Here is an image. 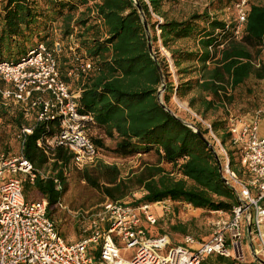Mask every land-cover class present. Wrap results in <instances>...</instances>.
<instances>
[{"label": "trees", "instance_id": "1", "mask_svg": "<svg viewBox=\"0 0 264 264\" xmlns=\"http://www.w3.org/2000/svg\"><path fill=\"white\" fill-rule=\"evenodd\" d=\"M137 1L141 11L136 0H0V60L18 62L41 42L53 48L58 40L60 73L69 84L68 73L80 61L93 63L70 86L79 93L78 110L92 116L89 135L99 153L95 166L82 170L83 178L109 199L133 206L170 200L231 212L239 199L224 180L212 132L226 149L230 167L242 174V150L232 142L228 108L252 77L264 78V63L256 62L264 49V4L249 1L247 19L239 26L238 19L228 22L215 12L218 3L235 8L238 0H213L181 16L167 7L177 0ZM174 96L200 118L192 116L190 124L173 113ZM243 117L262 121L264 111L256 108ZM0 118L19 129L22 152L37 169L49 163L38 140L57 133L59 119L39 120L37 108L26 111L1 98ZM26 127L32 131L24 132ZM105 137L115 144L107 145ZM147 154L156 160L144 161L124 178L117 163L102 158ZM52 159V171L39 172L34 181L25 178L24 191L27 198L33 193L46 198L53 218L52 208L68 190L66 171L74 155L58 147ZM131 187L144 192L125 201Z\"/></svg>", "mask_w": 264, "mask_h": 264}, {"label": "built area", "instance_id": "2", "mask_svg": "<svg viewBox=\"0 0 264 264\" xmlns=\"http://www.w3.org/2000/svg\"><path fill=\"white\" fill-rule=\"evenodd\" d=\"M248 3H235L240 26L247 19ZM61 49L58 40L53 48L41 42L18 62L0 60V98L4 104L21 105L26 111L37 108L39 120L59 119V131L42 137L38 145L51 159L58 147L67 148L74 155L75 165L83 168L94 165L99 153L89 135L92 116L78 110L79 93L61 77L57 59ZM92 68L91 61H80L69 75L79 77ZM230 124L232 142L242 150V174L230 167L226 149L215 133L212 136L226 154L222 175L237 193L239 203L231 212L213 219L211 237L197 247L188 245L195 243L191 234L182 243H172L168 234L149 232L145 223L154 226L158 222L153 207L161 205L168 211L171 207L166 201L170 200L133 206L108 198L99 210L81 213L87 217L86 235L68 240L50 217L48 200L26 197L25 178L34 181L41 171L22 151L0 155V264H201L211 254L242 258V242L247 235L257 240L255 253L264 262L261 120L231 115ZM23 131L30 133L32 129ZM122 250L132 252L123 255Z\"/></svg>", "mask_w": 264, "mask_h": 264}, {"label": "rangeland", "instance_id": "3", "mask_svg": "<svg viewBox=\"0 0 264 264\" xmlns=\"http://www.w3.org/2000/svg\"><path fill=\"white\" fill-rule=\"evenodd\" d=\"M213 0H177L175 3L168 4L167 7L170 8L171 15L181 16L187 15L195 10H203L206 8ZM251 2L264 4V0H249ZM216 13L221 17L226 19L228 22L237 21V11L231 6H226L225 4L218 3L216 5ZM157 17L156 14H154ZM240 26V25H239ZM157 30V35L159 34ZM149 34L152 37V31L149 30ZM160 43V41H159ZM161 46V44H160ZM161 50L164 51L163 46ZM169 56V52L166 53ZM257 65L260 66V63H264V49L261 53L259 59H257ZM71 77L70 85L74 88L75 77ZM161 100H163V92L161 93ZM179 100L174 96L171 103V110L177 114V116L186 119V122L190 123L191 117L195 116L200 118L188 107L187 101H181L186 104L188 109L182 107L179 104ZM260 109L264 111V78L252 77L248 82L247 86L243 88L236 95V101L233 105L229 106V115H233L236 118L244 119V115L251 113L254 109ZM245 111V112H243ZM229 116V119H230ZM207 124V121H204ZM97 133L96 131H93ZM105 142L109 146L115 144V140L109 137H105ZM218 143V142H217ZM219 144V143H218ZM219 146L220 153V163L224 165L226 162V154L222 147ZM22 151L21 139L19 137V129L5 122L0 118V155H15L19 154ZM107 163H117L121 169V177H126L132 170H138L144 161L154 162L156 160L153 154L147 155H136L129 157L127 159H117L111 157H103ZM52 159L49 163L46 164L40 171L44 175H48L52 171ZM94 167L95 164L89 165ZM85 167L81 168L77 165L72 164L66 171L67 181H68V190L61 199V202L55 205L52 208V216L57 223V226L62 233V235L68 240H78L82 236L86 235L84 232L85 227H87V217L83 218L81 213L88 211L89 214L93 211L99 210L102 203L108 199L107 196L98 188L90 185L83 178L82 170ZM93 169V168H91ZM92 173H95L94 170H91ZM144 192L143 188L131 187L128 190V194L125 196V201H132V198L139 197ZM30 198H39L38 194L33 193ZM190 209H193V206H189ZM198 209V208H194ZM154 212L158 211V207H153ZM188 212V210H187ZM191 213V212H188ZM86 215V214H85ZM181 215V222H177L180 225L185 226V233L192 234L196 238H205L213 233V224L212 221L209 223L207 220H204L205 214H194L192 216H183ZM156 228V226H153ZM169 231L174 235V238L180 239L178 234H181L180 231L174 230L169 226ZM132 251L122 250L123 255H127Z\"/></svg>", "mask_w": 264, "mask_h": 264}, {"label": "crops", "instance_id": "4", "mask_svg": "<svg viewBox=\"0 0 264 264\" xmlns=\"http://www.w3.org/2000/svg\"><path fill=\"white\" fill-rule=\"evenodd\" d=\"M261 132L264 134V120L261 121ZM43 174V173H42ZM44 175V174H43ZM46 176V175H44ZM167 204L170 205L171 209L168 211H165V209L160 205L158 207V211H156V215L158 216V222L156 225V228L153 226H149L147 223L145 225L148 227L149 232L151 234H168L172 240V243H182L184 242V237L187 235L185 233L186 229L184 231H180L181 234H178L180 239L174 238V235L171 231H169V226L172 228L173 225H180L177 222H181V215L184 217L189 215H196V214H205L204 220H207L209 223L213 221L214 218H217L221 216L224 213H229L226 211H210L207 212L203 209H190L189 204L187 203H180L177 201H166ZM264 204V200H263ZM191 212L188 213L187 212ZM222 212V213H221ZM185 227V226H184ZM192 235V234H191ZM212 235V234H211ZM211 235L205 237V238H196L194 235H192L195 239V243L188 244L190 247H197L199 244L206 242ZM75 241V240H71ZM257 246V240L252 236L250 237L247 235L242 242V251H243V257L242 258H236V257H225L218 254H211L206 256V258L202 261L201 264H264V262L259 258V256L255 253Z\"/></svg>", "mask_w": 264, "mask_h": 264}, {"label": "water", "instance_id": "5", "mask_svg": "<svg viewBox=\"0 0 264 264\" xmlns=\"http://www.w3.org/2000/svg\"><path fill=\"white\" fill-rule=\"evenodd\" d=\"M136 3L138 4V1H137V0H136ZM138 7H139V9H140V11H141V7H140L139 4H138ZM143 21H144V24H145L146 28L148 29V24H147V21H146V18H145L144 15H143ZM149 49H150V51L153 53L152 41H151V35H150V34H149ZM163 89H165V85L162 87L161 92H160V95H161ZM171 111H172V110H171ZM172 112H173V111H172ZM173 113H174V112H173ZM224 180L226 181L225 177H224Z\"/></svg>", "mask_w": 264, "mask_h": 264}, {"label": "bare ground", "instance_id": "6", "mask_svg": "<svg viewBox=\"0 0 264 264\" xmlns=\"http://www.w3.org/2000/svg\"><path fill=\"white\" fill-rule=\"evenodd\" d=\"M163 49H164V51H166V53H168V51H167L165 48H163ZM179 104H180L182 107L188 109V107H186V104H185V103H182L181 101H179Z\"/></svg>", "mask_w": 264, "mask_h": 264}]
</instances>
